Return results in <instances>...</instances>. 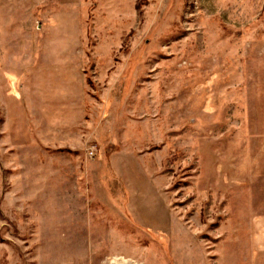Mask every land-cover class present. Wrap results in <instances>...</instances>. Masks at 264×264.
<instances>
[{
    "label": "rangeland",
    "instance_id": "1",
    "mask_svg": "<svg viewBox=\"0 0 264 264\" xmlns=\"http://www.w3.org/2000/svg\"><path fill=\"white\" fill-rule=\"evenodd\" d=\"M0 264H264V0H0Z\"/></svg>",
    "mask_w": 264,
    "mask_h": 264
}]
</instances>
